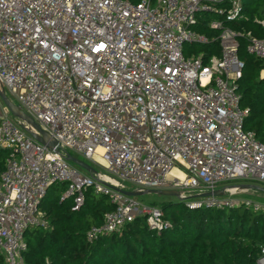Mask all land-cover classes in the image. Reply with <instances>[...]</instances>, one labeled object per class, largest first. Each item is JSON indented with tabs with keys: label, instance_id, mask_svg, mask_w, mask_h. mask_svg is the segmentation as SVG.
<instances>
[{
	"label": "built area",
	"instance_id": "built-area-1",
	"mask_svg": "<svg viewBox=\"0 0 264 264\" xmlns=\"http://www.w3.org/2000/svg\"><path fill=\"white\" fill-rule=\"evenodd\" d=\"M206 15L224 19L208 27L221 54L187 57L186 45L211 41L196 30ZM244 19L242 0H0V91L58 143L55 152L35 141L0 96V149L10 152L0 264H26L25 233L49 228L41 203L56 184H66L60 200L73 211L90 189L114 206L88 232L91 244L141 216L159 235L171 227L161 209L115 189L175 191L191 210L244 205L264 214L234 199L248 191L238 184L264 187V144L244 128L239 37L262 60L264 38L227 25ZM67 154L97 173H80ZM215 191L223 196L201 197Z\"/></svg>",
	"mask_w": 264,
	"mask_h": 264
},
{
	"label": "trees",
	"instance_id": "trees-1",
	"mask_svg": "<svg viewBox=\"0 0 264 264\" xmlns=\"http://www.w3.org/2000/svg\"><path fill=\"white\" fill-rule=\"evenodd\" d=\"M242 1L245 19L227 25L241 34L251 32L264 38V29L256 22H264V0ZM217 19L224 20L214 15L202 19L198 31L211 41L208 45H186L187 57L192 53L195 57L206 53V58L221 54L216 39L219 34L208 28L210 21ZM239 44V59L244 65L239 92L242 107L249 111L244 128L264 144V79L260 78L264 60L247 53L244 37H239ZM9 155V150L0 149V178ZM65 189L66 184L53 185L41 203L49 228H32L25 233L26 264H258L261 257L264 214L252 207L191 210L183 202H166L160 209L171 227L160 235L151 231L146 217L141 216L119 233L91 244L88 232L102 226L114 206L90 189L80 211H73L72 200H60Z\"/></svg>",
	"mask_w": 264,
	"mask_h": 264
},
{
	"label": "water",
	"instance_id": "water-1",
	"mask_svg": "<svg viewBox=\"0 0 264 264\" xmlns=\"http://www.w3.org/2000/svg\"><path fill=\"white\" fill-rule=\"evenodd\" d=\"M0 96H1L4 104L9 109L11 115L14 118L25 122L27 125L32 127L33 130H35L37 132V134H36L33 131H30L29 129L24 127L25 130L28 132V134L35 141H37L39 144L47 147L51 151H55V152L58 151V143L54 139H52L51 136L47 132L42 130L40 125L37 124L31 116L27 115L20 107L13 104L6 97V95L3 94L1 91H0ZM66 160L68 162H70L71 164L81 168L82 170H84L88 174H96L97 173V170L92 165L86 163L85 161H83V160H81V159H79L73 155L67 154ZM241 187H243L247 190H252V191L264 193V187H260L258 185L245 184V185H241ZM115 190L122 193L123 195H125L127 197L135 198V199H138V198L143 197V196L148 195V194H154V195H161V196H166V197L177 198L178 202H182V200L179 199L178 193L175 191L155 190V191H150L148 193H136V192L125 191V190H121V189H115ZM221 196H223L222 191H215V192L206 193V194L201 195V197H204V198L221 197Z\"/></svg>",
	"mask_w": 264,
	"mask_h": 264
},
{
	"label": "rangeland",
	"instance_id": "rangeland-1",
	"mask_svg": "<svg viewBox=\"0 0 264 264\" xmlns=\"http://www.w3.org/2000/svg\"><path fill=\"white\" fill-rule=\"evenodd\" d=\"M73 167H75L80 173L86 174V172L84 170H82L81 168H79L75 165H73ZM238 185L241 186L243 184H238ZM126 189L130 190L129 187H126ZM234 199L236 201H238V203L249 202L251 204L264 207V193L248 190L244 193H240L239 195L235 196ZM138 200L140 203H142L143 205H145L147 207L160 209V208H162L163 203L174 202V201L176 202L177 198L148 194V195H145L143 197L138 198ZM253 218H254V216H251L252 220H253Z\"/></svg>",
	"mask_w": 264,
	"mask_h": 264
},
{
	"label": "crops",
	"instance_id": "crops-1",
	"mask_svg": "<svg viewBox=\"0 0 264 264\" xmlns=\"http://www.w3.org/2000/svg\"><path fill=\"white\" fill-rule=\"evenodd\" d=\"M198 29H199V28H197L196 30H198ZM198 32H199V31H198ZM192 54H194V53H192ZM192 54H191V55H192ZM203 54H204V53H203ZM205 54H206V53H205ZM194 55H195V54H194Z\"/></svg>",
	"mask_w": 264,
	"mask_h": 264
}]
</instances>
